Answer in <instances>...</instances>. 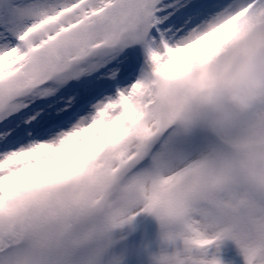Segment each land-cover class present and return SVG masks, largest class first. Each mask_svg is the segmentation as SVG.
<instances>
[{
	"label": "snow or ice",
	"instance_id": "obj_1",
	"mask_svg": "<svg viewBox=\"0 0 264 264\" xmlns=\"http://www.w3.org/2000/svg\"><path fill=\"white\" fill-rule=\"evenodd\" d=\"M257 49L264 0H0V264H264V97L200 99Z\"/></svg>",
	"mask_w": 264,
	"mask_h": 264
},
{
	"label": "clouds",
	"instance_id": "obj_2",
	"mask_svg": "<svg viewBox=\"0 0 264 264\" xmlns=\"http://www.w3.org/2000/svg\"><path fill=\"white\" fill-rule=\"evenodd\" d=\"M229 63L230 70L223 66L217 68L215 78L200 96L204 106L213 112L219 109L224 100L229 101L236 109L245 110L250 102L264 97V49H257L251 55L234 54ZM203 71L197 70L194 77L182 80L180 89L191 91ZM156 222L159 234L160 224Z\"/></svg>",
	"mask_w": 264,
	"mask_h": 264
},
{
	"label": "rangeland",
	"instance_id": "obj_3",
	"mask_svg": "<svg viewBox=\"0 0 264 264\" xmlns=\"http://www.w3.org/2000/svg\"><path fill=\"white\" fill-rule=\"evenodd\" d=\"M140 227V230L134 231L133 236L141 241L142 244L150 246L153 250L157 248V238H158V224L154 220V218L150 216H140L137 217L132 226L133 230ZM219 257L222 260V264H242L241 257L238 254V250L235 245L226 241L221 246V251L219 253ZM128 264H148V260L146 255L141 253L139 256H135Z\"/></svg>",
	"mask_w": 264,
	"mask_h": 264
}]
</instances>
